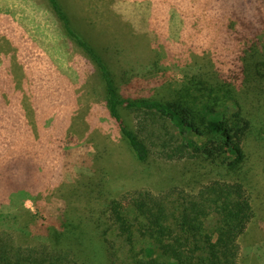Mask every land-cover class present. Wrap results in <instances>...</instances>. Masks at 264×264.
<instances>
[{"label":"rangeland","instance_id":"374dc122","mask_svg":"<svg viewBox=\"0 0 264 264\" xmlns=\"http://www.w3.org/2000/svg\"><path fill=\"white\" fill-rule=\"evenodd\" d=\"M60 1L122 90L138 80L176 84L189 65L229 69L241 44L228 30L257 21L259 5L264 12V0ZM254 139L242 180L255 217L240 240L239 264H264V143ZM193 167L155 155L138 161L106 109L100 72L47 1L0 0V231L13 244L39 245L41 226L63 207L82 216L100 244L96 233L109 223L103 217L96 229L90 222L101 213L89 206L98 203H88L91 196L159 193L175 184L197 189L211 174ZM28 170L38 175L28 177ZM39 181L55 185L40 193L21 189ZM115 233L109 237L120 241Z\"/></svg>","mask_w":264,"mask_h":264},{"label":"trees","instance_id":"16d2710c","mask_svg":"<svg viewBox=\"0 0 264 264\" xmlns=\"http://www.w3.org/2000/svg\"><path fill=\"white\" fill-rule=\"evenodd\" d=\"M46 1L100 72L106 109L136 159L145 162L155 155L189 163L193 171L209 169L211 176L197 189L175 184L159 193L136 188L121 197H89L88 203L98 202L89 206L101 211L90 222L96 229L103 217L109 223L96 233L103 239L100 244L83 217L64 207L61 216L48 217L51 225L41 226L45 239L39 245H15L0 231V264H239L240 240L255 217L242 176L248 172L254 138L264 143L262 6L257 21L228 30L241 44L229 69L189 65L176 84L161 81L155 88L152 79L138 80L122 90L102 51L73 24L61 1ZM139 88L144 92L138 93ZM48 185L55 184L39 181L21 189L40 193ZM109 230L120 241L111 239ZM123 249L125 257L119 255ZM256 256L262 260L259 252Z\"/></svg>","mask_w":264,"mask_h":264}]
</instances>
